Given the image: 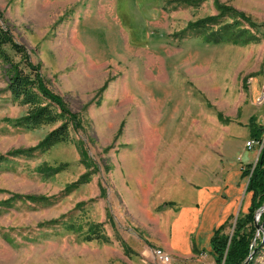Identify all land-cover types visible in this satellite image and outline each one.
<instances>
[{
	"label": "rangeland",
	"instance_id": "1",
	"mask_svg": "<svg viewBox=\"0 0 264 264\" xmlns=\"http://www.w3.org/2000/svg\"><path fill=\"white\" fill-rule=\"evenodd\" d=\"M217 4L249 18L255 27L239 25L255 40L213 44L187 29ZM0 17L81 126L45 152L5 157L59 124H16L27 106L7 92L0 59V264L136 263L176 179L195 190L192 175L219 169L218 149H236L254 126L264 138V0H0ZM42 166L61 171L44 176ZM245 188L226 233L247 211ZM186 260L217 264L209 247ZM254 264H264V239Z\"/></svg>",
	"mask_w": 264,
	"mask_h": 264
},
{
	"label": "trees",
	"instance_id": "2",
	"mask_svg": "<svg viewBox=\"0 0 264 264\" xmlns=\"http://www.w3.org/2000/svg\"><path fill=\"white\" fill-rule=\"evenodd\" d=\"M217 8L216 16L193 22L187 26V29L206 34V42L213 44L248 43L255 40L252 34L240 28L239 25L241 21H244L250 27H255L249 18L230 7L217 4ZM224 18L230 19L231 22L222 24ZM5 47L20 56L19 62L12 59ZM0 59L6 66L7 92L13 100L27 106L25 115L17 120L16 124L27 129L59 124L36 147L9 152L5 157L32 156L36 151L45 152L59 143L66 142L70 130L77 132L81 128L78 116L68 110L62 98L45 82L40 73L39 64L31 62L26 49L18 44L11 32L4 30L2 26H0ZM262 131L263 129L254 126L251 138L259 142L263 141V146L256 163L246 166L242 171V176L247 181L245 193L250 194L247 211L236 219L231 234L225 232L226 222L215 229L211 237L210 249L217 264H244L247 261V264H254L264 239V211L260 214L257 223L255 222L257 211L264 206V138L261 135ZM38 170L44 176L61 171L59 167L53 166H42ZM25 198L30 201L44 199L33 196ZM256 224L261 225V231L257 230ZM93 233H96L95 230ZM93 238L99 239L100 236L96 235ZM88 240H92V237H88Z\"/></svg>",
	"mask_w": 264,
	"mask_h": 264
},
{
	"label": "crops",
	"instance_id": "3",
	"mask_svg": "<svg viewBox=\"0 0 264 264\" xmlns=\"http://www.w3.org/2000/svg\"><path fill=\"white\" fill-rule=\"evenodd\" d=\"M244 139H236L239 141L236 149H218L221 163L214 174L209 169L207 172L192 175L189 181L195 178L197 182H202L197 189H186L176 179L173 197L164 200L158 208V235L149 231L151 239H146L144 246H139V261L131 264H155L151 260V251L155 248L163 249L167 255L172 256V264H187L189 261L186 258L189 260L195 250H201V247L210 249L214 230L230 219L236 209L239 188L246 187L242 171L236 169L235 159L241 157L238 159L248 166L253 165L258 158L256 146L251 150L245 147V143L253 139L250 133ZM228 142L230 144L229 140ZM214 176L220 178V181ZM180 188L186 190L187 196L189 195L186 203L176 200V191L181 194ZM171 202H176V206ZM123 244L127 250L129 246Z\"/></svg>",
	"mask_w": 264,
	"mask_h": 264
},
{
	"label": "built area",
	"instance_id": "4",
	"mask_svg": "<svg viewBox=\"0 0 264 264\" xmlns=\"http://www.w3.org/2000/svg\"><path fill=\"white\" fill-rule=\"evenodd\" d=\"M258 101H259L260 104H264V87H263L261 96H260ZM245 146H246V149H252L254 146H256L259 149H261L262 146H263V141L259 142V141L255 140V139H251V140L246 142ZM151 260L155 264H171V261H170V258L168 257V255L165 252H163L162 250H159V249H153L151 251Z\"/></svg>",
	"mask_w": 264,
	"mask_h": 264
},
{
	"label": "water",
	"instance_id": "5",
	"mask_svg": "<svg viewBox=\"0 0 264 264\" xmlns=\"http://www.w3.org/2000/svg\"><path fill=\"white\" fill-rule=\"evenodd\" d=\"M263 211H264V206H263L259 211H257L256 218H255V222H256V223H257V221H258V219H259L260 214H261ZM256 227H257V230H258V231H261V230H262L261 225L256 224ZM248 260H250V258H249ZM247 262H248V261H247ZM247 262H245L244 264H247Z\"/></svg>",
	"mask_w": 264,
	"mask_h": 264
}]
</instances>
